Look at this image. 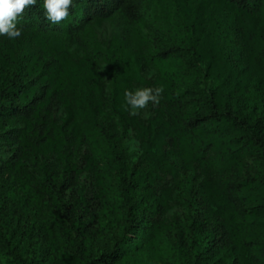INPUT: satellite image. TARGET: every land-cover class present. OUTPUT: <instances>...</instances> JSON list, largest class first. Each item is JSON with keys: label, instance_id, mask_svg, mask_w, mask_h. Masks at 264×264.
<instances>
[{"label": "trees", "instance_id": "16d2710c", "mask_svg": "<svg viewBox=\"0 0 264 264\" xmlns=\"http://www.w3.org/2000/svg\"><path fill=\"white\" fill-rule=\"evenodd\" d=\"M224 4L247 64L208 62V88L190 87L174 65L185 48H157L141 32L136 0H73L61 26L37 0L18 24L42 33L24 67L0 36V181L32 207L19 230L0 208V264H264V46L253 27L264 0ZM106 18L119 39L104 47L85 32ZM69 67L96 111L66 93ZM252 81L253 109L222 103ZM157 86L159 105L131 115L125 91Z\"/></svg>", "mask_w": 264, "mask_h": 264}, {"label": "rangeland", "instance_id": "374dc122", "mask_svg": "<svg viewBox=\"0 0 264 264\" xmlns=\"http://www.w3.org/2000/svg\"><path fill=\"white\" fill-rule=\"evenodd\" d=\"M143 13V22L140 30L151 40L157 48H167L172 45H179L185 48V53L178 57H173L174 65L188 79L190 87L208 88L212 82V72L206 77L205 72L208 62L219 67V61L225 58L232 60L235 67L243 68L247 64V56L243 43V35L238 25L232 18L229 9L224 4V0H136ZM61 26L60 24H54ZM253 27L260 37L264 46V16L258 15L253 20ZM22 29V35L14 40L9 38L6 44L11 51L18 52L20 65L28 64L27 59L32 55L39 45L42 33L32 28ZM56 37L64 41L65 32L55 30ZM85 37L102 44L104 47L117 42L119 35L116 21L113 18L101 19L85 32ZM73 57L77 56L73 54ZM25 59V60H24ZM76 58V60H78ZM228 62V61H227ZM10 73V72H8ZM0 75H5L1 71ZM244 76V75H243ZM253 81L250 90L246 94L235 98H227L225 87L227 83L220 85V98L223 104L232 109H239L245 113L255 107V93ZM78 79L74 75V69L69 67L65 77L66 93L74 103L77 99H87L96 111V104L91 98L86 88H81ZM241 91V88L238 92ZM236 100V101H235ZM263 109V112H261ZM257 109V117L264 114V108ZM158 161V160H157ZM29 194H32V185L26 186ZM21 191V190H20ZM5 183L0 181V208L1 216L7 218L12 216L14 220L19 219L17 230L24 229L29 222L28 214L32 207L25 206L26 203L15 204L16 201L7 193ZM1 223V222H0ZM2 228L9 227L7 222L1 223ZM172 240V230L164 232ZM45 244V239H42ZM112 243L111 235H106L101 241L95 243L94 255L99 257L101 249L105 245ZM39 244V243H38ZM97 264H112L106 261H98Z\"/></svg>", "mask_w": 264, "mask_h": 264}, {"label": "clouds", "instance_id": "9594fccd", "mask_svg": "<svg viewBox=\"0 0 264 264\" xmlns=\"http://www.w3.org/2000/svg\"><path fill=\"white\" fill-rule=\"evenodd\" d=\"M37 0H0V36H7L10 40L19 38L22 29L18 27L24 13L35 6ZM73 0H43L45 18L52 24H60L70 15ZM164 89L162 87H143L135 91H125V101L131 115L139 114V110L146 109L149 104L159 105Z\"/></svg>", "mask_w": 264, "mask_h": 264}]
</instances>
